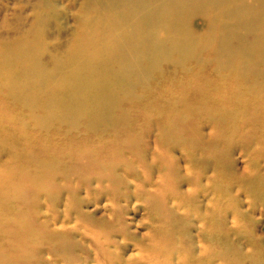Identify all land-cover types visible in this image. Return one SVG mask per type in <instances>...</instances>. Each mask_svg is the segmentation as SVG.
<instances>
[{
    "label": "bare ground",
    "instance_id": "bare-ground-1",
    "mask_svg": "<svg viewBox=\"0 0 264 264\" xmlns=\"http://www.w3.org/2000/svg\"><path fill=\"white\" fill-rule=\"evenodd\" d=\"M0 23V264H158L194 226L178 264H264V0H0ZM144 133L151 163L121 164Z\"/></svg>",
    "mask_w": 264,
    "mask_h": 264
},
{
    "label": "rangeland",
    "instance_id": "rangeland-1",
    "mask_svg": "<svg viewBox=\"0 0 264 264\" xmlns=\"http://www.w3.org/2000/svg\"><path fill=\"white\" fill-rule=\"evenodd\" d=\"M10 1H12V0H10ZM1 24V23H0ZM10 24H12V23H10ZM4 101V102H3ZM1 102V104H3V103H5V104H7V105H9L10 106V109L12 110V111H15V110H18V107L15 105V104H12V103H9V102H6L4 99H2V101H0ZM143 132H144V130H143ZM30 133V132H29ZM153 138V137H152ZM152 138H150V137H148L147 135H146V133H144L143 134V138H142V140H143V143H140V145L137 147L136 146V148L132 145V144H127L128 146H130V148H128L129 150H127V149H121L120 151H119V153L118 154H120L119 156H118V154H117V156H116V158H117V160L118 161H120V163L121 164H127V163H130V164H132V165H134L135 167H137L139 164L138 163H144V164H146L147 165V163L149 162V163H151L150 161L151 160H149V159H147L148 157H150V154H149V156L146 158V155L148 154V153H146L148 150H147V146H145L146 145V143L147 142H153V139ZM151 144H153V143H151ZM142 150V151H141ZM105 158H107L108 160V164H110V163H112L111 161L113 160L111 157H110V155H107L106 154V157ZM117 161V162H118ZM241 161V162H240ZM116 161H114V163H115ZM125 162H127V163H125ZM238 162L240 163L239 165L241 166V165H243V159H239L238 160ZM148 163V164H149ZM16 164V167H31V168H33V166H31V165H25V162H23V160H19V161H17V163H15ZM182 165H184V163H182ZM167 166H169L168 164H167ZM124 171H120V175L121 176H123V177H125L126 176V173H123ZM158 173V171L157 172H155V173H152V171H151V175H153V176H155L156 174ZM125 176H124V175ZM148 177V176H147ZM150 177V176H149ZM31 180H33V179H31ZM132 179H129V178H127L126 177V181H131ZM176 183H177V179L176 178H173V177H170L169 178V185H168V190H167V192H166V194H167V202H169V204L172 206V203H173V200H176V198L174 197V194H173V192H174V189H175V185H176ZM90 207V208H89ZM101 208H102V205H101ZM84 209H86V210H89V211H91V212H93V213H96L95 215H97V216H105L106 217V220H107V218L109 217V212H107V211H105V210H103V208L102 209H99V210H95V204L94 203H91V204H89L88 206H85V208ZM141 211V212H140ZM143 209H142V207L139 209V210H136V212L135 213H132V212H129V215L130 216H132L133 218H135V219H140V220H142V218H143ZM98 213V214H97ZM190 214H192V216H193V212H191ZM136 216V217H135ZM264 220H262V222H261V226H262V229L264 230ZM192 228H194V229H192V233H193V237L190 239V238H188V239H184L183 237L181 238L179 235V233H176V231H174V232H172V231H170V232H160L163 236H166V238L165 239H162V241L166 244V247L168 246L169 247V249L170 250H168V251H171V250H173V249H176V252L174 251V252H171L172 254H169V255H167L166 257H163L160 261H159V263L158 264H178V263H180V257H181V254H183V253H186V249H187V245H189V244H191L194 240H196L197 241V238H196V234H197V230L196 229H198L196 226H194V227H192ZM144 230H146V227H141L140 229H139V233H141L142 231H144ZM196 239H195V238ZM76 239H78L79 238V236L78 235H76V237H75ZM104 239V238H103ZM112 239L113 240H115V239H117L119 242H121L120 240H121V237L119 236H114V235H112ZM112 245H110L109 247H110V252H114L115 253V251H116V248L114 247V244L113 243H111ZM132 245H127V246H124L123 247V254H124V256L125 257H127V256H129L130 254H132V253H134L135 251L133 250V247H131ZM87 251H88V253H89V255H90V258L91 259H93V252L91 251V250H88V249H86ZM129 250V251H128ZM178 251H180V253H177ZM160 253V252H159ZM43 254H45V253H43ZM105 256L109 259V260H111V259H113V260H117V255L115 254V255H108V254H106L105 253ZM62 259H60L59 260V262L58 263H60V261H61ZM81 258H80V260H79V263L78 264H87V263H84V262H81ZM186 264H207V263H195V262H189V263H186Z\"/></svg>",
    "mask_w": 264,
    "mask_h": 264
}]
</instances>
